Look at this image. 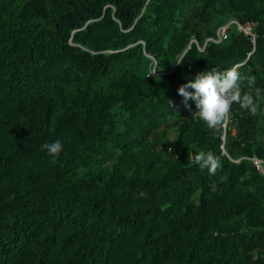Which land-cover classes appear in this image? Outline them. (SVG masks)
<instances>
[{"label": "trees", "instance_id": "1", "mask_svg": "<svg viewBox=\"0 0 264 264\" xmlns=\"http://www.w3.org/2000/svg\"><path fill=\"white\" fill-rule=\"evenodd\" d=\"M232 66L264 88V0H0V264H264V103L178 94Z\"/></svg>", "mask_w": 264, "mask_h": 264}, {"label": "clouds", "instance_id": "2", "mask_svg": "<svg viewBox=\"0 0 264 264\" xmlns=\"http://www.w3.org/2000/svg\"><path fill=\"white\" fill-rule=\"evenodd\" d=\"M185 79L186 82L178 88L182 103L191 109L190 101H194L196 111L193 112V118L198 117L206 122L209 128L220 125L234 103H239L242 109L252 114H256L261 103H264V88L256 86L255 76L245 77L237 66L223 70L205 69L197 72L194 78ZM245 81L246 87L254 89L253 92L242 89L241 85ZM43 144L46 145L48 152L56 153L62 148L63 141L55 137L43 141ZM193 159L197 160L201 168H206L211 173L215 172L219 164L218 158L212 152H202L198 156L194 155Z\"/></svg>", "mask_w": 264, "mask_h": 264}, {"label": "built area", "instance_id": "3", "mask_svg": "<svg viewBox=\"0 0 264 264\" xmlns=\"http://www.w3.org/2000/svg\"><path fill=\"white\" fill-rule=\"evenodd\" d=\"M234 24H236L234 22ZM229 27H222L218 31V38L214 40L216 43L221 42L222 40L226 39L227 32ZM238 31L241 33H244L247 36H251L252 38H255V34L253 33V26L252 25H240L237 24ZM253 166L256 168L258 172H260L264 176V161L259 160L258 158H252L251 159Z\"/></svg>", "mask_w": 264, "mask_h": 264}, {"label": "rangeland", "instance_id": "4", "mask_svg": "<svg viewBox=\"0 0 264 264\" xmlns=\"http://www.w3.org/2000/svg\"><path fill=\"white\" fill-rule=\"evenodd\" d=\"M234 20H232L231 22H229L227 25H225V26H223V27H229L232 23L234 24ZM169 139L171 140V141H174L175 140V138H174V136L171 134L170 136H169ZM158 151H160L161 152V150H158Z\"/></svg>", "mask_w": 264, "mask_h": 264}]
</instances>
